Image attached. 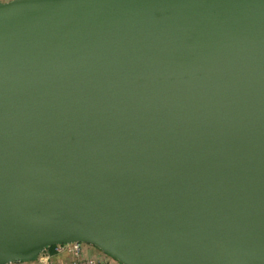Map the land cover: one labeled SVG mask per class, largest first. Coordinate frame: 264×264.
<instances>
[{"label":"water","instance_id":"95a60500","mask_svg":"<svg viewBox=\"0 0 264 264\" xmlns=\"http://www.w3.org/2000/svg\"><path fill=\"white\" fill-rule=\"evenodd\" d=\"M264 264V0L0 3V264Z\"/></svg>","mask_w":264,"mask_h":264},{"label":"built area","instance_id":"2783aa9c","mask_svg":"<svg viewBox=\"0 0 264 264\" xmlns=\"http://www.w3.org/2000/svg\"><path fill=\"white\" fill-rule=\"evenodd\" d=\"M12 0H0V3ZM92 248L88 244L73 242L68 244L56 245L54 251L58 255H68L70 261L64 264H121L111 255L99 250L97 254H92L88 249ZM6 264H56L52 260V254L45 250L35 260L32 261H15Z\"/></svg>","mask_w":264,"mask_h":264},{"label":"crops","instance_id":"0c3cea01","mask_svg":"<svg viewBox=\"0 0 264 264\" xmlns=\"http://www.w3.org/2000/svg\"><path fill=\"white\" fill-rule=\"evenodd\" d=\"M92 254H97V250L93 249V248H89L88 249ZM49 253L52 254V260L54 263L56 264H64V263H68L70 261V257L68 255H58L55 253L54 250H50Z\"/></svg>","mask_w":264,"mask_h":264},{"label":"trees","instance_id":"16d2710c","mask_svg":"<svg viewBox=\"0 0 264 264\" xmlns=\"http://www.w3.org/2000/svg\"><path fill=\"white\" fill-rule=\"evenodd\" d=\"M55 247H56V245H54V246H51V247L47 248L46 250H47V251L54 250V249H55Z\"/></svg>","mask_w":264,"mask_h":264},{"label":"rangeland","instance_id":"374dc122","mask_svg":"<svg viewBox=\"0 0 264 264\" xmlns=\"http://www.w3.org/2000/svg\"><path fill=\"white\" fill-rule=\"evenodd\" d=\"M88 246H91L93 249L97 250V253L99 252V249L97 247H94L92 245H88Z\"/></svg>","mask_w":264,"mask_h":264}]
</instances>
